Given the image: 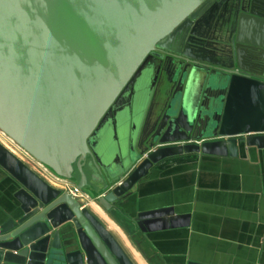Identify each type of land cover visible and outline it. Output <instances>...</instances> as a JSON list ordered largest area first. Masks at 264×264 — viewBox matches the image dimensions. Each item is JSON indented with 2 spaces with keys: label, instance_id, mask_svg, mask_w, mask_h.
I'll return each instance as SVG.
<instances>
[{
  "label": "water",
  "instance_id": "1",
  "mask_svg": "<svg viewBox=\"0 0 264 264\" xmlns=\"http://www.w3.org/2000/svg\"><path fill=\"white\" fill-rule=\"evenodd\" d=\"M0 130L159 264L150 233L190 214L161 199L129 210L142 179L182 156L264 150V0H0ZM0 168V264H135L1 142Z\"/></svg>",
  "mask_w": 264,
  "mask_h": 264
},
{
  "label": "crops",
  "instance_id": "2",
  "mask_svg": "<svg viewBox=\"0 0 264 264\" xmlns=\"http://www.w3.org/2000/svg\"><path fill=\"white\" fill-rule=\"evenodd\" d=\"M238 150L235 157L196 154L171 159L151 170L135 187L126 206L129 210L140 201L148 207L172 205L176 213L190 214L187 227L150 233L148 250L156 262L178 264L193 258L202 264H264V150L241 146ZM29 166L51 185H74ZM9 184L0 168V209L9 201ZM81 192L83 205L95 203ZM156 199L165 203H147ZM103 213L117 227L115 231L128 238L119 220ZM119 219L123 221L122 216ZM109 221L105 225L116 237Z\"/></svg>",
  "mask_w": 264,
  "mask_h": 264
},
{
  "label": "bare ground",
  "instance_id": "3",
  "mask_svg": "<svg viewBox=\"0 0 264 264\" xmlns=\"http://www.w3.org/2000/svg\"><path fill=\"white\" fill-rule=\"evenodd\" d=\"M0 142L6 147L8 148L12 153H14L18 158H20L24 163L28 164L26 161L29 162V160L26 159L25 154L20 150V148L16 145H14L11 140V142L9 141L10 139H6L5 137H3L4 133L0 130ZM3 134V135H2ZM12 148V149H11ZM22 156V157H21ZM26 160V161H25ZM29 166V164H28ZM33 171H35L31 166H29ZM36 172V171H35ZM37 173V172H36ZM38 174V173H37ZM40 175V174H38ZM41 176V175H40ZM42 177V176H41ZM43 178V177H42ZM46 180V179H45ZM47 181V180H46ZM48 182V181H47ZM55 185H58V183H55ZM54 186V185H53ZM56 187V186H55ZM81 202L82 200L79 199ZM87 208L98 218L100 219V221L105 225L109 219L106 217V215L103 213L102 208L100 206H98V204L96 203H89L87 204ZM110 223V221H109ZM115 231V225L113 224H109ZM114 227H113V226ZM106 226V225H105ZM117 228V227H116ZM120 231V230H119ZM116 232V231H115ZM122 233V232H120ZM123 234V233H122ZM116 237L118 239V241L122 244V246L124 247L125 251L127 252V254L130 256V258L132 259V261L135 264H147L144 259L141 257V255L138 253V251L134 248V246L130 243V241L128 240V238L124 235V237H122L121 234H118L116 232Z\"/></svg>",
  "mask_w": 264,
  "mask_h": 264
},
{
  "label": "built area",
  "instance_id": "4",
  "mask_svg": "<svg viewBox=\"0 0 264 264\" xmlns=\"http://www.w3.org/2000/svg\"><path fill=\"white\" fill-rule=\"evenodd\" d=\"M26 153V152H25ZM28 154V153H26ZM29 155V154H28ZM30 156V155H29ZM31 157V156H30ZM32 158V157H31ZM35 162H36V165H37V168L42 170L44 172V174H50V176H53L54 178H56L57 180H65L63 178H60L58 176H56L50 169H48L45 165H43L42 163H40L39 161H37L36 159L32 158ZM69 191H71V193L74 195V196H77L78 198H81V194L82 192L77 190L75 185H72L71 187H69Z\"/></svg>",
  "mask_w": 264,
  "mask_h": 264
},
{
  "label": "rangeland",
  "instance_id": "5",
  "mask_svg": "<svg viewBox=\"0 0 264 264\" xmlns=\"http://www.w3.org/2000/svg\"><path fill=\"white\" fill-rule=\"evenodd\" d=\"M1 134V133H0ZM3 135V134H2ZM3 137H5L6 139H10L8 136H6L5 134L3 135ZM10 142H11V139L9 140ZM11 143H13L14 145H16V146H18L15 142H11ZM19 147V146H18ZM20 148V147H19ZM12 149V148H11ZM20 150L25 154V156H26V159L27 160H29V164L31 165H35V166H37L36 165V162L28 155V154H26L25 153V151L24 150H22L21 148H20ZM28 165V164H27ZM40 170V169H39ZM43 174H44V172L42 171V170H40ZM55 182V181H54ZM143 257V256H142ZM143 259H144V261L146 262V260H145V258L143 257ZM147 263V262H146ZM148 264V263H147Z\"/></svg>",
  "mask_w": 264,
  "mask_h": 264
},
{
  "label": "flooded vegetation",
  "instance_id": "6",
  "mask_svg": "<svg viewBox=\"0 0 264 264\" xmlns=\"http://www.w3.org/2000/svg\"><path fill=\"white\" fill-rule=\"evenodd\" d=\"M185 29H182L178 34L180 37L184 36L185 35Z\"/></svg>",
  "mask_w": 264,
  "mask_h": 264
}]
</instances>
